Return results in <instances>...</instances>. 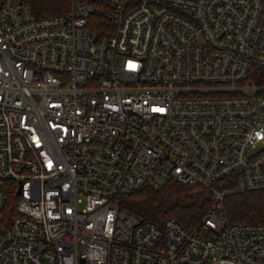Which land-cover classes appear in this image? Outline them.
<instances>
[{
	"label": "built area",
	"instance_id": "built-area-1",
	"mask_svg": "<svg viewBox=\"0 0 264 264\" xmlns=\"http://www.w3.org/2000/svg\"><path fill=\"white\" fill-rule=\"evenodd\" d=\"M253 67L264 0H0V264H264V222L224 208L264 188ZM166 180L209 190L194 227L114 200Z\"/></svg>",
	"mask_w": 264,
	"mask_h": 264
},
{
	"label": "trees",
	"instance_id": "trees-1",
	"mask_svg": "<svg viewBox=\"0 0 264 264\" xmlns=\"http://www.w3.org/2000/svg\"><path fill=\"white\" fill-rule=\"evenodd\" d=\"M28 2L36 15L50 16L64 13L70 0ZM250 77L264 85V67H253ZM15 186L6 194L2 214L11 215L15 211ZM114 200L120 208L135 213L143 220L159 223L163 218L171 216L188 228L197 225L211 205L210 192L206 187L174 180H166L158 188L141 186L116 195ZM224 208L231 222H264V188L227 194L224 197Z\"/></svg>",
	"mask_w": 264,
	"mask_h": 264
},
{
	"label": "water",
	"instance_id": "water-1",
	"mask_svg": "<svg viewBox=\"0 0 264 264\" xmlns=\"http://www.w3.org/2000/svg\"><path fill=\"white\" fill-rule=\"evenodd\" d=\"M19 191H20V189L18 188L17 192H19Z\"/></svg>",
	"mask_w": 264,
	"mask_h": 264
}]
</instances>
